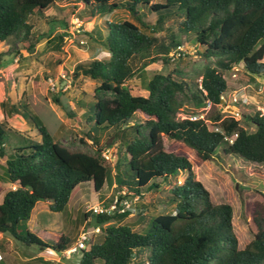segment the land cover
<instances>
[{"label":"trees","instance_id":"trees-1","mask_svg":"<svg viewBox=\"0 0 264 264\" xmlns=\"http://www.w3.org/2000/svg\"><path fill=\"white\" fill-rule=\"evenodd\" d=\"M55 1L0 0V41L12 36L27 40L32 35L29 17L44 15ZM79 3L85 10L84 14H78L82 21L119 7L129 11L133 18L106 21L105 35L98 39L108 57L79 61L71 72L73 80L89 78L99 83L82 113L85 122L90 123L86 135L97 149L87 153L60 144L23 95L15 102L2 100L0 159L5 168L2 177L10 186L4 189L0 180V233H7L25 245L66 250V237L61 236L54 245H46L31 232L28 221L32 209L38 201H49L51 211L61 212L75 187L90 181L94 191L102 189L105 183L115 184L119 201L144 197L147 203L155 205L157 193L164 192L159 202L172 207L173 212L150 216L142 231L123 222L131 213L129 210L95 215L97 225L110 219L116 224L100 226L101 239L80 250L77 264H264V194L260 195L262 200L243 203L242 216L251 239L240 249L233 231L232 206L212 203L190 161L163 143V136L182 143L192 148L202 161L212 159L217 146L222 144L224 154L264 163V113L259 110L252 116L246 115L255 125L253 132L234 117H223L219 112L209 122L178 117L184 101L192 102L196 109L207 104L219 105L221 95L228 90L223 71L233 66L242 65L251 77L264 75V0H79ZM140 8L146 13L160 12L151 27L142 21ZM56 14L58 18L49 22L69 25V14L61 6L56 7ZM174 16L182 18L171 21L176 23V31L171 25L164 26L165 20L175 19ZM191 30L203 48L199 53L207 60L213 59V64H205L199 84L169 72L142 79L144 93L127 87V81L136 74L135 59H141L140 71L158 59L167 63L169 54L181 45L177 32ZM163 31L164 35L157 34ZM23 45L28 50L33 46L26 42ZM52 100L59 104L57 97ZM137 112L145 118H137ZM14 115L36 129L39 140L9 127L8 120ZM107 128L114 129L113 137L118 143L105 158L99 137ZM181 174L184 176L180 180ZM135 209L140 219L146 206L137 205Z\"/></svg>","mask_w":264,"mask_h":264},{"label":"rangeland","instance_id":"rangeland-1","mask_svg":"<svg viewBox=\"0 0 264 264\" xmlns=\"http://www.w3.org/2000/svg\"><path fill=\"white\" fill-rule=\"evenodd\" d=\"M57 6H61L69 14L68 26H63L58 22H49L52 18H58ZM80 6L79 0H56L44 15L33 14L29 17L32 35L27 40L23 39V36H12L0 41V101L8 99L10 102H14L23 95L55 140L69 149L93 153L97 147L92 143V138L86 135L89 132L90 123L85 122V116L82 113L87 110V104L93 99V89L99 83L89 78L73 80L71 72L73 66L79 61L108 57L107 50L98 39L105 35L106 21L118 22L125 19L132 21L133 18L129 11L119 7L112 11L98 13L88 21H82L78 14H84L85 10ZM138 11L142 21L149 24V27L160 15V12L157 11L146 13L142 8ZM174 18L170 17L165 20V28L171 25L172 29L176 31V23L172 24L171 21L176 22L179 18L181 21L182 18L177 16ZM157 34L164 35V31ZM176 35L179 37L181 45L180 48L177 47L169 54L171 58L167 60V63L158 59L156 62L147 64L143 71H140L141 59L137 58L133 61L136 74L127 81V87L133 92L144 93L142 79H149L154 73L167 74L169 72H175L193 84L200 83L205 64H213V59L207 60L199 53L203 48L198 43L194 31L177 32ZM59 36H61V40ZM23 42L32 43V49L28 50ZM223 74L228 90L223 93V99L219 105L207 104L196 109L192 102L184 101L178 117L199 116L209 122L211 116L219 112L223 117H234L247 131L253 132L255 125L246 115L252 116L258 110L264 113V76L253 75L251 77L240 64L236 66L235 70L223 71ZM50 82L53 83L54 88H51ZM54 96L59 99V104L53 102L52 97ZM236 97L241 100L235 101ZM179 98L182 100L183 96L180 95ZM136 116L140 120L145 118V115L139 112L136 113ZM0 120H2L1 115ZM134 120L135 118H132V121ZM8 125L28 138L39 140L36 129L23 121L20 116H13L8 120ZM113 130V128H107L99 137V146L103 150V156H110L118 143L113 137ZM163 143L170 151L183 155L190 161L196 178L209 191L212 203H226L232 206L233 231L237 238L238 248H244L249 243L251 235L242 216V207L245 201L254 202L257 199H263L260 195L264 194V163L248 162L236 155L224 154L222 144L217 146L212 159L202 161L192 148L182 143L175 142L166 136H163ZM2 162L3 160L0 159V180L3 188L7 189L10 184L5 182L2 177L5 169ZM183 176L184 174H181L179 179L181 180ZM100 192L103 198L98 199ZM117 194L114 187H107L106 183L98 193H95L89 182H82L72 192L66 210L70 212L71 207L74 206L73 216H75V209L79 205L88 207L97 201L107 203L116 198ZM162 196H164V192L157 193L154 198L155 205L147 203L144 197L128 198L129 207L125 210H129L131 213L123 222L130 224L137 231H142L150 216L161 212H173L172 207L159 202ZM137 205L146 206V209H142L143 216L140 219L135 209ZM89 213L90 221L89 224H85L86 229L97 225L95 214ZM61 214L43 211L38 215L37 224H34L31 218V232L46 245L56 244L57 240L42 235L37 229L51 228L53 233L57 232L56 225L58 223L56 220L62 217ZM48 223L50 227L47 226ZM82 223L81 221L74 222L71 225L73 230L70 235L68 228L63 230L62 233L70 238L67 249L74 246L73 239L80 234L79 229ZM115 224V220L110 219L102 223L101 226ZM97 241L99 240L97 239ZM12 242L13 244L8 243L4 250L0 249L3 255V260H1L3 262L0 264H32L36 261L25 262L23 260L32 256L33 253L47 258L50 262L51 260L57 262L55 259L59 260L60 264H77L81 256V251L77 250L70 253V258L67 259L63 256V251L35 244L25 245L15 239H12Z\"/></svg>","mask_w":264,"mask_h":264},{"label":"crops","instance_id":"crops-1","mask_svg":"<svg viewBox=\"0 0 264 264\" xmlns=\"http://www.w3.org/2000/svg\"><path fill=\"white\" fill-rule=\"evenodd\" d=\"M264 76V75H263ZM2 101V100H1ZM0 101V102H1ZM15 102V101H14ZM264 110V109H263ZM0 115L2 116V120H3V113H2V111H1V108H0ZM14 116H17V115H14ZM21 118V117H20ZM22 119V118H21ZM2 120H0V121H2ZM24 121V120H23ZM9 126V125H8ZM10 127V126H9ZM86 182H89L91 185H92V183L90 182V181H86ZM80 184H78L76 187H75V189L79 186ZM115 186V184H113L111 187H114ZM107 187H109L108 185H107ZM103 188V187H102ZM74 189V190H75ZM73 190V191H74ZM101 190V189H100ZM72 191V192H73ZM95 193H98V191H94ZM102 194H101V192H100V194L98 195V199H101V198H103L102 196H101ZM69 201H70V199H69ZM69 201H68V203H67V205L65 206V208L61 211V212H58V213H62L61 215H62V217L60 218V219H58V220H56V222L58 223L57 225H56V228H57V232H55V233H53V231H52V229L51 228H47V230H42V229H37V231L39 232V233H41L42 235H44V236H46V237H51V238H54V240H59V238L61 237V236H64V237H66L67 238V240H69L70 238H69V236H66L65 235V233H62L63 232V230H66L67 228H68V232H69V235H70V233L72 232V230H73V228H71V225L74 223V222H79V221H81V222H83L81 225H80V229L79 230H81L82 229V227H84V226H86L85 224H89V221H90V213H89V211H88V209H89V207L90 206H92V205H95V204H97V203H101V202H104V201H97V202H95L94 204H92V205H90V206H84V207H81L80 205L75 209V212H76V214H75V216H73V210H74V206H72L71 207V210H70V212H68V210H66V207H68V204H69ZM104 203H106V202H104ZM49 201H43V203H42V201L40 202V201H38V202H36V204H35V206L33 207V209H32V212H31V216H30V219H29V221H28V227H29V229L32 231V229H31V226H30V220H31V218H32V221H33V223L34 224H37L38 223V215L40 214V213H42L43 211L44 212H49V211H51L50 210V208H49ZM65 211V212H64ZM54 212V211H53ZM52 224V223H51ZM48 227H50V224L48 223V225H47ZM52 226V225H51ZM96 226V225H95ZM101 225H99V227H100ZM101 232L100 233H97V234H95L94 235V239H93V241H92V243L93 242H96L97 241V239L98 240H100L101 239ZM77 237H78V235H76V237H75V239H73L74 240V243H75V240L77 239ZM99 237V238H98ZM12 237L9 235V234H7V233H0V249H5V247H6V245H8V243H10V244H13V242H12ZM56 241V242H57ZM65 258H70V255H68V256H64ZM50 259V258H49ZM36 261V262H32V264H39V263H41V264H48V262H50V260H48L47 258H44V257H42V256H39V255H35L34 253L32 254V256H30V257H27L26 258V260H23V261H25V262H29V261ZM37 260H38V262H37ZM52 261H54V260H51V262H50V264H60V262H58L59 260H56L55 259V261H57V262H52ZM3 262V261H2ZM1 262V263H2Z\"/></svg>","mask_w":264,"mask_h":264},{"label":"built area","instance_id":"built-area-1","mask_svg":"<svg viewBox=\"0 0 264 264\" xmlns=\"http://www.w3.org/2000/svg\"><path fill=\"white\" fill-rule=\"evenodd\" d=\"M177 47L180 48V45ZM177 47H176V49H177ZM236 66H233L231 68V70H235ZM233 76H234V74H233ZM50 84H51V88H54L53 83L50 82ZM222 99H223V94L221 95V100ZM237 99L241 100L238 97L234 98L235 101H237ZM189 118L195 120V119H198L200 117L199 116H191ZM233 138H234V136L229 138L230 143L233 141ZM104 156H105V158H108V156H106V155H104ZM134 198H138V197H134ZM118 205H120V208L118 207ZM128 207H129V201L127 199L119 201L118 198L116 197L113 199L112 203L109 206H106L105 203H97L93 206H90L88 210L90 212H92L93 214L97 215V214H103V213H110L113 210H118L119 212H122ZM80 231L81 232L78 235V237L74 243V246L72 248L64 250L63 256H67L72 252H76L77 250L88 249L90 244L92 243V241L94 239V235L101 232L99 225H96L95 227L88 228V229H86L84 226V227H82V229ZM1 260H3V255L0 252V261ZM129 264H133V263H129Z\"/></svg>","mask_w":264,"mask_h":264}]
</instances>
